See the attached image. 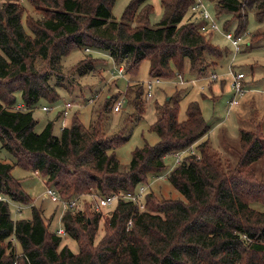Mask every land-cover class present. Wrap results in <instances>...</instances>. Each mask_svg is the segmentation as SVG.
Masks as SVG:
<instances>
[{
    "label": "trees",
    "instance_id": "16d2710c",
    "mask_svg": "<svg viewBox=\"0 0 264 264\" xmlns=\"http://www.w3.org/2000/svg\"><path fill=\"white\" fill-rule=\"evenodd\" d=\"M116 1L0 0V142L15 156L12 164L0 161V193L31 204L28 218L13 217L10 202L0 199V264H264V178L254 168L264 156L261 121L252 130L240 128L239 160L233 165L211 145V124L201 104L189 101L180 118L181 97H166L156 102L158 118L151 125L159 141L134 148L128 168L121 167L115 149L146 111L149 79L177 77L187 64L202 76L229 50L212 42L213 32L201 31L203 21L191 10L195 0H161L154 25L151 0H130L120 18L113 14ZM209 1L225 29L236 26L235 34L247 31L250 13L264 19V0ZM27 4L40 14L29 13ZM262 35L254 32L251 41ZM75 48L107 52L122 67L121 75L129 76L126 91L102 102L98 94L89 97L91 123L85 126L76 112L56 135L54 120L72 106L65 102L38 132L34 111L42 100L49 105L60 100L59 86L74 95L80 90H74L75 75L105 67L88 51L73 65L69 82L61 60ZM146 60L150 77L136 84ZM120 97L117 113L126 111L124 123L111 132L109 117ZM186 149L191 153L179 164H166L167 155ZM15 165L38 172L62 198L80 199L63 211V226L55 230L53 218L34 205L13 174ZM164 172L186 200L158 199L150 189L139 201L120 199L107 214L96 209V198L83 200V195L134 192ZM101 223L103 235L96 242ZM63 233L77 240L79 251L62 245Z\"/></svg>",
    "mask_w": 264,
    "mask_h": 264
},
{
    "label": "rangeland",
    "instance_id": "374dc122",
    "mask_svg": "<svg viewBox=\"0 0 264 264\" xmlns=\"http://www.w3.org/2000/svg\"><path fill=\"white\" fill-rule=\"evenodd\" d=\"M129 1L130 0H117L113 8V14L120 18L122 15L121 12ZM207 3L210 11L216 13L212 3L209 0H207ZM27 5L30 9L29 13H33L34 16L40 14L39 12L37 13L32 6L29 4ZM189 15H191V13H189ZM160 17L161 13H159L157 9H154L151 16V25L160 21ZM222 20L223 19H221V22ZM221 22L218 20L221 30L213 32L211 40L220 47L228 48V53L223 55V58L216 60V64L212 65L209 63L208 68L204 72L206 74L202 77L193 74L190 71L189 64H187L184 72L182 71V74L185 75L186 79L183 84H180L181 82H179L177 77L162 78L159 83H156L154 88L155 93L153 92V95L148 96L150 98L147 99V108L143 117L133 124V129L130 135L131 137L115 149L121 167L128 168L134 148L143 146L145 143L155 144L159 141L160 137L157 132L151 128V125L158 118V106L156 105V102L162 103L166 97H178V95L181 97L180 118L185 117L186 107L189 101L197 100L199 104H201L204 117L211 124L208 133L211 145L220 153L223 160L228 159L233 165L239 160V150L237 149H239L238 147L240 145V127L251 128L257 121H261L262 127L264 126V35L256 40L255 43L251 41V36L254 32L258 30L264 32V19L259 20L254 12L249 14L247 31L242 33V50L238 51V53L232 51L233 47L225 36L224 27ZM232 29L235 30L236 26L232 27ZM91 50L75 48L62 58V71L65 76L69 78V82L72 79L71 75H75L72 72L73 65L78 63V61L86 56V53ZM91 52L99 58L97 60L99 61L97 63L98 67L101 68L102 65L103 67L105 66L104 69H101V71L96 70L93 73L87 74L85 77L75 75V78L72 80L78 84L74 86V90L77 88L80 90L79 92L75 91L74 95H70V93L65 91L63 87L59 86L58 92H60V100L50 105L42 100L34 111V116L38 120L36 131H42L46 125V121L48 119H55L58 111L63 109L62 107L64 103L69 101H72L73 104L71 108H69L68 114L65 117H58L56 121L54 120V133H59L61 128L65 127L63 125L67 124L66 121L70 120L72 115L76 112L78 113L81 122L87 126L95 118V113L92 107L94 103L89 102V97L95 98L98 94L100 96L98 101L102 102L105 97L111 98L112 94L126 91L125 89L129 83V76L126 74H117L119 65L111 59L107 52L102 50H92ZM231 68H234L235 71L239 70L245 72L247 75L245 80L250 81L252 86L260 88H256V91L254 92L252 91L254 89L245 92L241 99H243L246 94L250 93V95L255 96V101H243L244 104L241 107H244V110L240 113L236 110L238 106L236 108H229L230 103H228V101L234 94V89L232 87L233 75L230 72ZM178 72L181 73L177 70L176 74ZM211 72L217 73L218 77L216 79H210L209 75ZM149 77V60H146L141 64L138 71V78L140 80H135L133 82H146ZM16 94L19 97L21 96V93L17 92ZM44 104L49 105L52 109L49 111L45 110L42 107ZM240 104L241 103H239V105ZM252 111L257 113L252 115L253 123L251 124L250 121H246L244 118L248 117L247 120L251 119L250 115ZM125 113L126 111H123L122 115L120 112L111 114L108 123L111 132L118 131V129L121 128L124 123L122 116H125ZM194 151L197 150L195 149ZM177 158L178 156H176V153L167 155L165 158L166 164H174L176 166L175 162ZM0 161L8 162L10 164L15 162V156L6 151V149L2 147L1 142ZM254 168L258 177L264 178V156L254 162ZM12 170L13 174L21 180V185H23L26 192L29 193L34 200V205L43 208L44 215L53 218L52 227L56 230L63 226L59 214L63 207L60 202H55L45 195L46 184L44 183V178L38 172L36 173L31 169H24L19 165H15ZM155 178L148 179L147 181H150L148 182L149 184L143 183L145 184V190L142 195L143 198L146 193H149L150 189H152L154 195L158 199H165L168 197L186 200L185 195L175 188L167 175L165 177H158V179ZM83 196V200L90 201V199H92V196ZM0 198L8 200V198L2 193H0ZM8 201L10 202L11 215L13 217L28 218L30 216L31 204L22 205L24 207L23 210L17 212L16 208L20 204L16 201ZM116 205L117 202H112L102 208L101 211L103 214H107L111 212ZM99 228L100 230L96 236V242L103 235L102 223ZM62 235V245H68L74 252L79 251V244L76 239L66 233H63Z\"/></svg>",
    "mask_w": 264,
    "mask_h": 264
},
{
    "label": "built area",
    "instance_id": "2783aa9c",
    "mask_svg": "<svg viewBox=\"0 0 264 264\" xmlns=\"http://www.w3.org/2000/svg\"><path fill=\"white\" fill-rule=\"evenodd\" d=\"M191 10L192 12H194L196 17H199L202 19V24H201V31L205 34L207 33H211V32H215L217 30H221V27L218 23V19L215 16V14L213 12L210 11L207 0H195L192 5H191ZM224 33L225 36L227 38V40L231 43L234 53H238V51L242 50V45H241V40H243L242 38V34H235V31L232 29H225L224 28ZM123 69L120 66L118 68V73L121 74ZM230 72L233 75V80H232V87L234 89V94L233 96L229 99L228 103L229 104V108L231 107H236L239 105L242 96L245 94L246 91L249 90V87H247L244 83V78L246 76V73L243 71H235L234 68L230 69ZM210 79H216L218 77V74L215 72H211V74L209 75ZM177 78L179 80V82H181L180 84H183L185 79V75L182 73H177ZM161 80L159 78H154L148 81V96L153 95L154 90H152L153 86H155L156 83H159ZM124 98L120 97L119 99H117V101L114 104V110L116 112H118L121 108H122V102H123ZM72 102H68L67 106H71ZM21 104H17V107H21ZM44 109L46 110H51L52 108L50 106H43ZM67 111L64 112L63 115H66ZM65 123V122H64ZM65 126V124L63 125ZM63 128V127H62ZM181 153V152H180ZM180 153H176V156H178V158L176 159V164L180 163L181 157L179 156ZM167 175V172H165L164 174L158 175L156 178L158 177H165ZM145 184H140L138 186V188L134 191V192H120V193H113V194H109V195H105V197H101L98 196L96 194H92L91 196L96 198V209H102L104 208L106 205L111 204L112 202H118L120 199H125V200H131V201H139L141 200L143 197V192L145 190ZM45 195L49 198L52 199L55 202H60L62 207L64 209L67 208H72L74 206H76L77 204H79L80 199L74 197L72 199H64L61 197L60 193L58 192V190L53 187V186H46L45 189ZM1 199V198H0ZM141 208H144V204L141 202L140 203ZM24 207L22 205H18L16 210L18 212H21V210ZM64 230L62 228L59 229V232H63Z\"/></svg>",
    "mask_w": 264,
    "mask_h": 264
},
{
    "label": "crops",
    "instance_id": "0c3cea01",
    "mask_svg": "<svg viewBox=\"0 0 264 264\" xmlns=\"http://www.w3.org/2000/svg\"><path fill=\"white\" fill-rule=\"evenodd\" d=\"M152 2H153V4H154V8L155 9H157L158 11H159V13H160V11H161V0H151ZM215 64L217 63V62H214ZM193 74H195V75H198L199 76V74L198 73H196V72H192ZM206 74V73H205ZM205 74H203L202 76H204ZM202 76H200V77H202ZM247 87H249V90H251V89H254V90H252L253 92L254 91H256V88L257 89H260V88H258V87H254V86H252V83L249 81L248 82V86ZM249 93V92H248ZM255 101V96L254 95H250V93L249 94H246L245 96H244V98L243 99H241V101H240V105H238V107H237V109L236 110H238L237 112H242L243 110H244V107H241L243 104H244V102H250V101ZM244 101V102H243ZM235 107V108H236ZM255 113H257V112H251V115H250V117H251V119H249V120H247V118L248 117H246V118H244V120H246V121H250L251 122V124L253 123V119H252V115H255ZM264 114V113H263ZM264 116V115H263ZM241 119V118H240ZM253 127H254V125H252V127L251 128H246V129H250V130H252L253 129ZM264 127V126H263ZM263 127H262V129H263ZM240 128H245V127H243V126H241ZM240 130V129H239ZM56 134V133H55ZM57 134H59V133H57ZM56 134V135H57ZM209 135V134H208ZM208 138H209V136H208ZM190 149H194V146H191V148ZM190 149H186V150H182L181 151V153H180V157H181V159H182V157L184 156V155H186V154H188V152H191V150ZM195 150V149H194ZM169 155H171V154H169ZM167 157V156H166ZM165 157V158H166ZM179 164V163H178ZM174 165V164H173ZM151 178H155V177H151ZM156 179V178H155ZM158 179V178H157ZM65 209L63 208L62 210H61V212L59 213L60 214V216H62L63 214V211H64Z\"/></svg>",
    "mask_w": 264,
    "mask_h": 264
}]
</instances>
